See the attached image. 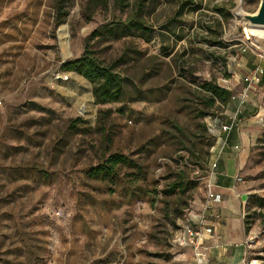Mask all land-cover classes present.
Listing matches in <instances>:
<instances>
[{
  "label": "rangeland",
  "instance_id": "obj_1",
  "mask_svg": "<svg viewBox=\"0 0 264 264\" xmlns=\"http://www.w3.org/2000/svg\"><path fill=\"white\" fill-rule=\"evenodd\" d=\"M259 3L0 0V264H191L176 240L205 203L208 127L222 113L200 84L232 87L245 54H264L238 15ZM165 23L174 31L160 37ZM85 52L120 61L122 99L98 102L95 83L64 69ZM113 153L128 163L91 177ZM240 177L264 264V125Z\"/></svg>",
  "mask_w": 264,
  "mask_h": 264
},
{
  "label": "crops",
  "instance_id": "obj_2",
  "mask_svg": "<svg viewBox=\"0 0 264 264\" xmlns=\"http://www.w3.org/2000/svg\"><path fill=\"white\" fill-rule=\"evenodd\" d=\"M245 55L241 62L245 74H240L234 86L229 87L234 96L220 114L221 123L230 125L232 129L229 134H223L226 141L220 138L211 154L212 164H215L212 188L222 194V201L213 205L210 211L216 217L210 222L213 232L203 239L204 260H197L191 249H186L192 258L191 264H245L252 259L245 244L248 235L243 219L250 191L237 177L241 176L251 148L262 133L264 69L255 74L261 57L250 53ZM257 89L260 91H253ZM197 214L191 216L194 222Z\"/></svg>",
  "mask_w": 264,
  "mask_h": 264
},
{
  "label": "trees",
  "instance_id": "obj_3",
  "mask_svg": "<svg viewBox=\"0 0 264 264\" xmlns=\"http://www.w3.org/2000/svg\"><path fill=\"white\" fill-rule=\"evenodd\" d=\"M99 3L105 2V0H96ZM190 4V2L181 1L178 4V8L176 10V15L180 16L186 7V5ZM221 13V8L218 9ZM221 21L217 20V36L221 35ZM136 25L140 29L139 25L141 22H135ZM206 28L210 29V26H206ZM161 32L159 34L160 37L164 36V31L173 32L172 23H165L161 26ZM206 41H209L206 39ZM218 40L210 42L211 45H218ZM226 60V58H223ZM119 60L110 65H104L101 61H99L91 52H85L81 57L70 60L64 65V69L68 71H74L78 74L84 76L89 81L96 84L94 89V94L98 102L107 103L119 101L122 99L124 95V81L125 78L116 71V67L119 64ZM203 92L208 96V107H216L222 108V112L227 107L228 103L234 96L233 90L223 87L216 83L215 81H205L200 84ZM212 127H208L209 133L216 139V143L219 140V137L214 133V129H220L222 123L220 121V115H215L213 120ZM260 137V136H259ZM259 141V138L258 140ZM211 145H214L213 143ZM216 145V144H215ZM214 145V146H215ZM207 162L209 159V153L206 158ZM129 158L120 153L110 154L107 158L103 160L100 164L93 167L88 173L93 178L98 177H110L116 174V169L118 166L128 163ZM212 165V160L210 156L209 160V172ZM179 187V186H178ZM262 223L264 225V214L262 215ZM246 231H249V227H246Z\"/></svg>",
  "mask_w": 264,
  "mask_h": 264
},
{
  "label": "built area",
  "instance_id": "obj_4",
  "mask_svg": "<svg viewBox=\"0 0 264 264\" xmlns=\"http://www.w3.org/2000/svg\"><path fill=\"white\" fill-rule=\"evenodd\" d=\"M261 58L264 59V54L261 55ZM264 67L262 65H258V67L255 70V74L260 73L263 71ZM69 78L68 74H57L56 79L60 80H67ZM231 126L222 124L220 129H214V133L219 137V139H223L226 141V138H224L223 134L227 133L229 134L231 131ZM217 132H216V131ZM215 170V164L211 165L210 172H209V181L207 184L208 190L206 194V200L205 203L200 210V212L197 214V220L194 222L192 220V217L188 220V222L183 226L182 228V234L177 238L178 245L182 247L190 248L193 254V257L197 260H204L205 254L202 251V243L203 239L206 235L211 234L213 232V227L210 225V222L216 215L214 213H210L213 205L220 203L222 201V194L219 192H215L212 188V176L214 175ZM237 180L239 182H243L242 177H237ZM255 243V236L252 234H249L245 244L247 248L250 250L251 247ZM257 259L252 258L248 260L245 264H256Z\"/></svg>",
  "mask_w": 264,
  "mask_h": 264
},
{
  "label": "water",
  "instance_id": "obj_5",
  "mask_svg": "<svg viewBox=\"0 0 264 264\" xmlns=\"http://www.w3.org/2000/svg\"><path fill=\"white\" fill-rule=\"evenodd\" d=\"M238 15L242 17L249 26L264 28V0H260L259 6L255 12L249 13L241 11Z\"/></svg>",
  "mask_w": 264,
  "mask_h": 264
},
{
  "label": "bare ground",
  "instance_id": "obj_6",
  "mask_svg": "<svg viewBox=\"0 0 264 264\" xmlns=\"http://www.w3.org/2000/svg\"><path fill=\"white\" fill-rule=\"evenodd\" d=\"M247 24V23H246ZM248 25V24H247ZM248 27L250 28V33L248 34V37H250L249 35L252 34V35H264V31L260 30L261 28L260 27H253V26H249ZM248 31V30H247Z\"/></svg>",
  "mask_w": 264,
  "mask_h": 264
}]
</instances>
